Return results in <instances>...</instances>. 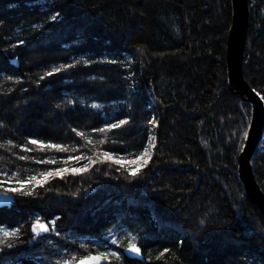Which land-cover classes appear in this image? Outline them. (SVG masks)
<instances>
[{
  "label": "trees",
  "instance_id": "1",
  "mask_svg": "<svg viewBox=\"0 0 264 264\" xmlns=\"http://www.w3.org/2000/svg\"><path fill=\"white\" fill-rule=\"evenodd\" d=\"M249 5L243 72L264 100V0ZM232 17V0H0V176L88 167L0 186V264H264V213L239 176L253 106L229 82ZM251 162L264 192V136Z\"/></svg>",
  "mask_w": 264,
  "mask_h": 264
},
{
  "label": "water",
  "instance_id": "2",
  "mask_svg": "<svg viewBox=\"0 0 264 264\" xmlns=\"http://www.w3.org/2000/svg\"><path fill=\"white\" fill-rule=\"evenodd\" d=\"M232 7L233 17L227 39L229 82L235 94L243 100L249 101L253 106L252 119L239 160V176L247 195L258 206L261 212L264 213V192L255 177L251 162L255 149L264 136V100L258 92L251 88L243 72L250 16L249 0H232ZM9 201V196L0 197V204ZM40 223L47 224L44 221H40ZM49 231L45 233L37 230L41 234H47ZM126 249L124 250V254L127 257L141 258V254L130 253ZM100 264H109V260L102 259Z\"/></svg>",
  "mask_w": 264,
  "mask_h": 264
},
{
  "label": "snow or ice",
  "instance_id": "3",
  "mask_svg": "<svg viewBox=\"0 0 264 264\" xmlns=\"http://www.w3.org/2000/svg\"><path fill=\"white\" fill-rule=\"evenodd\" d=\"M60 14L57 13L56 15H54L52 17V20L55 21L57 19V17ZM65 67H71V66H65ZM61 69L60 68H55L52 71L48 72L47 75L51 76L54 75L56 72H59ZM128 123L127 120H120L118 123H112L108 126V129H99V131L103 132L105 130H111V129H117L122 127L123 125H126ZM75 131V130H73ZM78 135L83 136L84 133H78ZM153 140H155V137H153ZM30 144L32 145H37L40 149H58L60 151H68V148H66L64 145L62 144H56V143H50V142H44V141H40V140H36V139H32L29 141ZM89 143H91V141H89ZM27 150V149H26ZM104 158L106 159H112L114 160L116 163H121L120 160L116 159L112 153L110 152H104L103 153ZM149 156V150H145L143 152L142 155L139 156L140 160H143L145 157ZM86 157L84 156H69L67 158V160L64 161V163H71L74 161H80L85 159ZM21 159H25V157H21ZM42 163H51V164H55L57 163V161L55 159L51 160V161H41ZM138 161H131V163H136ZM91 163H95V161H91ZM88 167L87 165H85L83 168H68V167H63V168H58V169H52L47 171L46 173H42L41 176L43 177V179H41V176H35V177H29L27 180H22V179H18L16 177H10V176H0V186L4 185V184H18L20 185L19 188L17 187H8L7 191L9 192H16V191H23V188L26 187L28 184L33 183V181H35L36 186H42L44 183H46L50 178H54L59 176L60 178H63V175L69 171H72L74 173H79V172H83V171H87ZM131 174L133 176L137 175V171H132ZM37 230L41 231V232H48L49 231V227L47 224H42L40 223L39 220H37L33 225H32V231L33 232H37ZM18 231V230H17ZM4 236L6 237H11L12 236V232L11 231H5L3 233ZM117 241H113V243H116ZM126 251H129L130 253H135V254H140V247L136 246L135 244H129ZM167 251V250H166ZM110 256H114L116 257L117 260L121 259V253L119 252H113V253H100V254H91L86 256L85 258H81L79 259L76 264H100L102 259H109ZM109 264H110V260H109Z\"/></svg>",
  "mask_w": 264,
  "mask_h": 264
},
{
  "label": "rangeland",
  "instance_id": "4",
  "mask_svg": "<svg viewBox=\"0 0 264 264\" xmlns=\"http://www.w3.org/2000/svg\"><path fill=\"white\" fill-rule=\"evenodd\" d=\"M245 79H246V78H245ZM145 158H147V157H145ZM145 158H144V159H145Z\"/></svg>",
  "mask_w": 264,
  "mask_h": 264
}]
</instances>
